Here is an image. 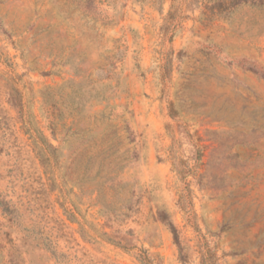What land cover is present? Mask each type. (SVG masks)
I'll use <instances>...</instances> for the list:
<instances>
[{"label":"rangeland","instance_id":"1","mask_svg":"<svg viewBox=\"0 0 264 264\" xmlns=\"http://www.w3.org/2000/svg\"><path fill=\"white\" fill-rule=\"evenodd\" d=\"M0 264H264V0H0Z\"/></svg>","mask_w":264,"mask_h":264},{"label":"trees","instance_id":"2","mask_svg":"<svg viewBox=\"0 0 264 264\" xmlns=\"http://www.w3.org/2000/svg\"><path fill=\"white\" fill-rule=\"evenodd\" d=\"M171 225V227L174 229V231H176V228L172 225V224H170Z\"/></svg>","mask_w":264,"mask_h":264}]
</instances>
